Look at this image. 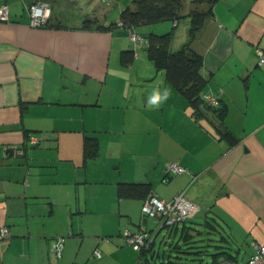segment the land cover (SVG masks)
<instances>
[{
    "label": "crops",
    "instance_id": "1",
    "mask_svg": "<svg viewBox=\"0 0 264 264\" xmlns=\"http://www.w3.org/2000/svg\"><path fill=\"white\" fill-rule=\"evenodd\" d=\"M32 1L0 0L10 8L0 21V227L9 231L0 264H244L264 242V62L255 51L264 49V0H183L176 22L141 27L172 30L171 50L187 43L202 56L201 93L219 98L222 118L196 112L148 57L146 39L134 45L119 26L131 0H48L41 26L30 24ZM195 9L206 14L189 37ZM123 50H134L130 61ZM157 88L170 91L158 106ZM170 161L188 171L168 172ZM120 183L199 205L166 227L179 248L173 260L155 252L165 227L144 215L146 195L123 197ZM125 228L149 232L151 248L133 249Z\"/></svg>",
    "mask_w": 264,
    "mask_h": 264
},
{
    "label": "trees",
    "instance_id": "2",
    "mask_svg": "<svg viewBox=\"0 0 264 264\" xmlns=\"http://www.w3.org/2000/svg\"><path fill=\"white\" fill-rule=\"evenodd\" d=\"M208 1L211 2L212 0ZM182 3L183 0H131V3L126 5L121 11V24L119 26L130 28V34L136 33L140 35L141 41L139 44L142 43L143 39H146L148 57L157 64V67L159 65L163 66L167 81L185 96L196 112L208 108L212 109L219 118H222L225 113V106H221L219 98L215 94L219 102L218 106L212 107L204 103L203 95L205 93H201V90L206 78L201 73L202 56L189 48L187 43L176 50H171L172 30L163 33L152 32L144 36V34L137 32L135 29L143 23L152 24L163 20L176 22L180 16ZM188 14L191 19L188 35L192 37L196 35L202 26L206 12L202 9H195ZM92 22L95 21L85 20L83 27L89 26ZM133 53L134 50H123L124 60L130 61ZM218 131L221 137L229 139L232 136L231 132L223 126L219 125ZM118 192L123 197H145V195L147 197L150 189H148L147 183H120ZM190 219L180 224H184ZM150 248L151 246L146 249L142 248L141 251L149 250Z\"/></svg>",
    "mask_w": 264,
    "mask_h": 264
},
{
    "label": "built area",
    "instance_id": "3",
    "mask_svg": "<svg viewBox=\"0 0 264 264\" xmlns=\"http://www.w3.org/2000/svg\"><path fill=\"white\" fill-rule=\"evenodd\" d=\"M30 16V24L32 26H41L47 23L51 14V4L47 0H34L26 5ZM9 5L6 2L0 3V21L9 20ZM121 24V23H120ZM130 40L134 45H138L141 41L140 35L131 33ZM256 53L260 56L259 62H264V49L255 48ZM204 103L208 106L216 107L219 105L217 97L211 93L203 95ZM34 142V139L31 140ZM167 171L172 174H181L188 171L185 166L179 165L177 162L170 161L166 167ZM145 216L152 218L154 222L161 227H173L185 220L192 218L199 210V205L185 198L183 193L175 194L170 200H165L150 192L143 202L142 207ZM9 233L6 226L0 227V238H4ZM123 240L130 244L135 250L148 248L153 240V236L147 231L132 232L125 228L122 232ZM65 236H58L52 245V255L58 258L62 255ZM97 257L101 256L98 249L94 250ZM217 264H238L232 259L222 258ZM244 264H264V242L253 243L252 252Z\"/></svg>",
    "mask_w": 264,
    "mask_h": 264
},
{
    "label": "rangeland",
    "instance_id": "4",
    "mask_svg": "<svg viewBox=\"0 0 264 264\" xmlns=\"http://www.w3.org/2000/svg\"><path fill=\"white\" fill-rule=\"evenodd\" d=\"M161 22H165V21H161ZM144 25H146V24H144ZM142 26H143V24L139 25L140 31H142L143 34L149 33V30L146 31L145 29H142L141 28ZM171 48H172V46H171ZM165 232L167 233L166 227L163 229V232L159 233L158 236L156 237L154 249H155V252L159 253L161 256H163L165 254V255H167L168 258L170 256L171 260H173L174 259L173 257L177 254V252H175V251H177L179 248L175 246L176 241H174L172 243L171 240H168L169 236L167 234L164 235ZM173 238L174 237L172 236V239ZM179 246H181L182 250L187 249V248H185V245L182 243H180ZM180 255H183V253H180ZM184 259H185V257H184Z\"/></svg>",
    "mask_w": 264,
    "mask_h": 264
},
{
    "label": "clouds",
    "instance_id": "5",
    "mask_svg": "<svg viewBox=\"0 0 264 264\" xmlns=\"http://www.w3.org/2000/svg\"><path fill=\"white\" fill-rule=\"evenodd\" d=\"M170 96V91L168 89H165L163 93L161 94L159 88L155 89L153 91L152 97H151V103L153 105L158 106L160 103L166 101Z\"/></svg>",
    "mask_w": 264,
    "mask_h": 264
},
{
    "label": "water",
    "instance_id": "6",
    "mask_svg": "<svg viewBox=\"0 0 264 264\" xmlns=\"http://www.w3.org/2000/svg\"><path fill=\"white\" fill-rule=\"evenodd\" d=\"M6 151L9 152V155H12L14 153V148H7Z\"/></svg>",
    "mask_w": 264,
    "mask_h": 264
}]
</instances>
